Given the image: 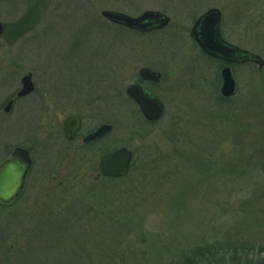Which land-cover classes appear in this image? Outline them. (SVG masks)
I'll return each instance as SVG.
<instances>
[{
    "label": "rangeland",
    "instance_id": "374dc122",
    "mask_svg": "<svg viewBox=\"0 0 264 264\" xmlns=\"http://www.w3.org/2000/svg\"><path fill=\"white\" fill-rule=\"evenodd\" d=\"M213 8L222 12L223 37L264 60V0H0L6 31L0 37V165L15 147L30 146L31 130L41 131V140L43 120L61 112L66 114L60 127L65 117L81 115L83 132L101 123L114 128L97 145L98 154H34L21 196L13 204L0 203V264H15L20 249L23 256L31 251L24 245L45 208L64 210L74 199L100 193L120 201L114 215L126 229L118 238H127L117 240L118 249L136 256L120 264H178L192 249L223 242L253 244L264 252V176L233 155L242 154L236 140L242 127L263 131L264 68L233 66L237 94L221 96L222 65L190 37L195 21ZM108 10L131 17L158 11L171 22L141 36L106 21L101 13ZM29 16L35 18L26 24ZM143 67L163 75L160 84H145L165 107L163 118L151 125L125 95L130 84L140 82ZM29 73L34 94L5 114ZM94 96L103 105L96 118L83 110ZM107 97L109 103H99ZM231 111L240 122L226 119ZM254 134L245 135L247 144ZM48 141L59 149L61 141ZM124 147L134 154L129 175L95 181L105 150ZM180 152L203 154L202 166L186 156L168 158ZM152 159L156 163L145 168L143 161L149 165ZM103 220L97 228L106 235L110 220L101 225Z\"/></svg>",
    "mask_w": 264,
    "mask_h": 264
},
{
    "label": "trees",
    "instance_id": "16d2710c",
    "mask_svg": "<svg viewBox=\"0 0 264 264\" xmlns=\"http://www.w3.org/2000/svg\"><path fill=\"white\" fill-rule=\"evenodd\" d=\"M34 18L29 16L26 19V24ZM149 35L151 34H141V36ZM261 84H264V79H262ZM249 103L252 105L251 101ZM262 103L264 104V102ZM258 106L260 110L263 109L261 103ZM231 112L233 115L229 112L225 113L226 119L229 120L233 116V120L240 122L236 118V112ZM261 123L264 125V122ZM148 124L151 125L154 123ZM246 129H248L246 126L242 127L236 136L242 154L233 155L236 158H242L244 163L258 170L264 176V137L259 138V136H264V127L262 132L251 129H248L247 132ZM253 132H255V141L247 144L245 139L248 138L245 135H251ZM249 147L256 148L250 150L249 154H244ZM182 153L169 154L168 158L171 157L172 161L176 158L186 156L191 159L193 164H201L203 161V159L200 160L199 158L203 154H198L197 152L194 154ZM155 163L156 159H152L149 165L143 161L145 168ZM234 166L236 165H231L230 168ZM227 170L229 169L227 168ZM124 179L106 180L118 182ZM48 200L49 196L45 198L43 206ZM116 201L120 202L116 198L100 193L98 196L91 195L88 200H82L80 202L74 199L72 203L63 208L64 210L57 207L56 209L60 210L48 211V207L45 208L37 225L35 224L30 229L28 242L24 245L28 246L31 251H28L23 256L20 249L18 256H15V264H120L121 262L130 263L135 261L136 256H132L131 251H128L131 254H127L118 249L120 241L117 242V240L126 239L127 236H119L118 238L120 232L122 235L125 232L126 223L123 224L119 220V216L116 217L114 215L121 208V206H116ZM105 218L110 220L107 224L110 230L106 235L100 234L97 228V222L100 220L104 219L101 225L106 224ZM121 225L123 229H121ZM122 230L124 231L122 232ZM257 249L253 244L244 242H223L206 245L192 249L187 254H183L178 264H264V252L260 248Z\"/></svg>",
    "mask_w": 264,
    "mask_h": 264
},
{
    "label": "water",
    "instance_id": "95a60500",
    "mask_svg": "<svg viewBox=\"0 0 264 264\" xmlns=\"http://www.w3.org/2000/svg\"><path fill=\"white\" fill-rule=\"evenodd\" d=\"M102 17L118 26L129 30H135L141 33L163 30L170 24V18L158 11H146L138 17H131L124 13L115 11H103ZM222 13L219 9L213 8L203 14L193 26L190 36L200 49L208 56L223 60L227 63H252L260 69L264 67V60L261 56L249 51L240 49L226 42L221 34ZM4 27L0 22V37L3 35ZM142 80L159 84L162 80V74L152 71L148 68H142L139 71ZM220 94L224 99H231L236 96L237 83L233 77L230 66L221 71ZM22 89L18 97H24L31 94L34 90L32 75L23 77ZM126 94L133 99L139 106L143 117L149 122H155L162 118L164 114L163 103L154 95L149 93L140 84H132ZM11 104L5 108L9 113ZM65 128L69 139H72L75 132L80 128L79 119H68L65 122ZM112 126L99 127L90 137L89 141L100 139L112 131ZM133 159L132 151L127 148H121L105 155L100 163L99 170L101 175L107 178H123L130 171V165ZM32 166L30 155L25 149L16 148L11 155V159L6 161L0 167V202L9 204L14 201L20 191L23 189L26 175Z\"/></svg>",
    "mask_w": 264,
    "mask_h": 264
},
{
    "label": "flooded vegetation",
    "instance_id": "af4514ba",
    "mask_svg": "<svg viewBox=\"0 0 264 264\" xmlns=\"http://www.w3.org/2000/svg\"><path fill=\"white\" fill-rule=\"evenodd\" d=\"M218 61L222 65V69L227 67V66H231V68H232L235 65L232 63L227 64L226 62H224L222 60H218ZM32 82H33V77H32ZM20 83H21V80H20ZM135 83L142 85L146 90H148V89L145 87V84L155 85L154 83L147 82V81H144L141 79H140V82H135ZM21 88H22V84H21ZM21 88H20V90H21ZM20 90H18L16 92V94L14 95V97L11 98L7 102V105L5 106V108L9 104H11V108H10L9 113H6L5 108H4L3 110H4L5 114L8 115L11 113L13 106L17 101L24 100L28 97H31L35 92V85H34L33 92L27 96L18 97V93L20 92ZM73 90H76V89H73ZM148 92L153 94L150 90H148ZM74 95L77 96V98L79 97V93H74ZM105 100H106V103H104V101H100L99 103H101V104L109 103L108 97L105 98ZM110 100H112V99L110 98ZM97 105H98V97L94 96V98H90L87 101H85V105H84L83 110H85L87 113H89L93 118H96V117H98V113H100L102 111V107H103V105H101V106H97ZM63 109H65V108H63ZM65 110H68V109H65ZM64 114H66V113L61 112L57 119L48 118V119L43 120V122H45L47 124L46 125L47 129L44 130V133H43L44 137H42V139L39 140V134L41 131L39 132V131L31 130V132L33 134V138L30 140V142H31L30 146L15 147L10 154H13L14 150L16 148H19V147L25 149L28 152V154H30V157L32 160V167H33L35 159H36L34 157V154H42V153H44V154H98L97 145L106 141L107 138L113 133L114 129H112L111 132L107 133L106 135H104L100 139H97L95 141H89V137L99 127L107 125V126H112V128H113V125L108 124V123H101L100 125L88 130L87 132H83L82 127L84 126V117L81 115H71V116H67L63 119L61 127H60L58 124H59L60 119H62L64 117ZM68 119H79V121H80V128L78 131L75 132L72 139H69L68 132L65 128V122ZM48 139H52V140L55 139L56 140L55 142L61 141V143H59V149H55V146H54L55 143L54 144L50 143L48 141ZM39 145L41 147V150H38L36 148V147H39ZM0 152H2V149ZM111 152L108 150H105L104 154H108ZM26 184H27V179L25 182V187H26Z\"/></svg>",
    "mask_w": 264,
    "mask_h": 264
}]
</instances>
